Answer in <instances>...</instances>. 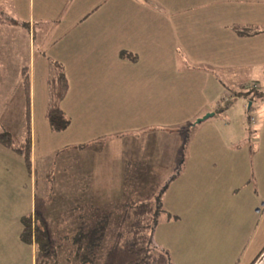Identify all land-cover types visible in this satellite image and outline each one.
I'll list each match as a JSON object with an SVG mask.
<instances>
[{"label": "rangeland", "instance_id": "obj_1", "mask_svg": "<svg viewBox=\"0 0 264 264\" xmlns=\"http://www.w3.org/2000/svg\"><path fill=\"white\" fill-rule=\"evenodd\" d=\"M143 1L149 4L150 0ZM180 1L184 2L186 12L193 9L201 12V7L215 4V0H160L156 4L163 11H159V17L164 16L165 10L166 14L169 13L168 7L170 11L175 10L173 3ZM194 27L191 28L194 30ZM207 35L202 40L200 37L194 38L189 28L186 51L192 52L187 48L191 45L189 43L198 41L205 44ZM152 44L155 45L153 54L151 45L142 50L135 40H124L121 43L123 49L138 51L137 66L145 70L133 73V78L138 79L131 83L122 82L116 89L103 92L107 103L105 106L110 108L112 117L105 114L106 117H102L101 106L93 105L90 108H99L101 116L99 111L96 113L94 110L83 117H74L72 126L63 135H50L46 122L37 112L40 107L38 101H41L45 92L42 74L34 73L36 115L32 124L30 170L19 156L0 147V186L6 189L5 195L10 198L8 208L12 213L24 211L23 214L33 218L32 232L37 228L41 241L25 244V250L10 245L12 261H15L13 259L18 252L19 264H80L73 258L72 245L66 242L76 231L77 213L72 210L74 205H82L85 201L116 215V207L127 200H144L147 196L157 195H162L163 212L158 217L153 243L156 250L168 251L172 264H197V260L234 262L243 259H239L241 254L237 248L224 250L216 247L224 244L217 243L218 226H214L217 220L222 219V215L212 216L207 197H210V193L202 191H209L210 186L200 183L204 177L209 176L213 162L224 161L221 149L220 153H211L210 149L223 146L243 153L244 148L252 146L251 138L254 139L256 133H251L254 128L249 119L264 113V101H260L259 96L253 97V94L264 92V75L239 71L232 75L230 73L233 70H228L231 68L203 63L202 59L212 60L207 56L200 58L194 53L185 55L183 50L179 54L171 50V58L164 52L162 58L163 54L156 52L159 51L158 46ZM34 51L36 70L37 59L40 57L37 55V42ZM150 58L152 63L149 62ZM163 60L164 67L169 65V71H153L152 68L156 67L157 70ZM21 61L25 63L26 59L21 58ZM215 61L219 60L214 58ZM15 68L14 65L9 68V72L0 73V131H8L18 144L24 139L26 120L21 75L13 71ZM234 76L237 77L235 82ZM143 77H148L146 83L141 82L144 81ZM184 84L185 89L180 87ZM204 85L203 96L212 100L214 107H222V111L214 117L210 116L197 124L205 114L169 129L123 130L113 137L106 134L104 122H110L115 111L116 114L120 112L124 115L122 127L135 124L131 116H126L140 114L141 109H156L158 115L168 118L179 112L176 110L184 106L183 102L187 105L201 97L197 89ZM254 85L257 88L251 90ZM237 93L248 94L244 96ZM252 98H255L253 102L249 100ZM233 108L241 109L240 128L233 124L240 115L235 114ZM226 121H230L228 125ZM211 124L217 131L209 129ZM79 144L85 147L73 149V146ZM196 146H201L203 152L196 153ZM215 156L218 158L215 159ZM230 156L232 154L229 153V159ZM252 156L253 152L251 161ZM235 157L242 162L238 156ZM198 163L199 169L195 168ZM17 192H21L20 200H17ZM200 196L203 200L199 199ZM43 233L47 236L44 242ZM110 244L109 238L103 241L96 264L102 261Z\"/></svg>", "mask_w": 264, "mask_h": 264}, {"label": "crops", "instance_id": "obj_2", "mask_svg": "<svg viewBox=\"0 0 264 264\" xmlns=\"http://www.w3.org/2000/svg\"><path fill=\"white\" fill-rule=\"evenodd\" d=\"M158 2L160 0H150L149 6L143 0H0V73L9 72V68L15 65L13 71L21 75L25 70L28 74L31 152L32 124L36 115L34 73L42 74L41 81L45 92L43 98L39 93L41 101H38L40 107L37 112L46 122L50 135H63L72 126L74 117H83L94 110L96 113L100 112L97 107L94 110L90 108L93 105L101 106L102 117L104 114L112 117L110 108L105 106L107 103L103 92L116 89L122 82L131 83L138 79L133 78V73L143 68L137 66L138 51L123 49L121 43L124 40H135L142 50L151 45L152 54L155 50L152 43H155L159 49L156 52L163 54L162 58L164 52L171 58V50H175V54L183 50L185 55L194 53L200 58L207 56L212 60L202 59L203 63L231 68L228 70H233L230 73L232 75L238 71L264 75V0H215V4L210 7H201V12L193 9L196 10L193 14V10L186 12L184 2L180 1L173 3L175 10L170 11L168 7L169 13L166 14L165 10L163 17H159L163 11L156 5ZM189 28L194 38L200 37L202 40L205 35H210L205 37V44L198 41L189 43L191 45L187 48L192 52L186 51L185 42ZM35 42L37 55L40 56L36 70ZM21 58L26 59L25 63H22ZM214 58L219 61L213 62ZM54 62L62 66L68 83V91L59 107L69 118L70 125L60 133L52 132L45 119L49 103L47 82ZM149 62L152 63V58ZM164 64L163 60L157 70L156 67L152 68L153 71L167 73L170 67H164ZM143 79L141 82L146 83L148 77ZM233 79L235 82L237 77L234 76ZM20 80L22 82L21 77ZM180 87L185 89L186 85ZM204 87L206 85L196 88L201 97L187 105L183 102L181 109H173L179 112L168 118L158 115L156 109H141L140 114L126 116H131L130 119L135 124L122 127L124 115L120 112L116 114L115 111L113 119L103 123L106 134L113 137L123 130L169 129L175 127L173 125L183 124L205 114L213 113L214 117L222 111V107H214L212 100L203 96ZM21 89L23 91V85ZM22 94L24 102V92ZM99 95L102 97L98 98ZM254 99L249 100L253 102ZM258 99L264 101V98ZM113 103L115 104L114 99ZM176 103L177 100L174 104ZM233 110L235 114L241 113V109ZM240 118L242 119L241 114L233 121L238 128L241 126ZM226 122L228 125L230 121ZM249 123H253L254 130L251 133H256L254 139L250 136L252 146L244 148L243 153L223 146L210 149L211 153H220L221 149L224 161L213 162L209 176L204 177L200 183L210 186L209 191H202L210 193L211 198L208 195L207 197L212 216L222 215V219L217 220L214 226H218L217 243L224 244L216 247L224 250L237 248L241 254L239 259H243L234 262L197 260V264H264V113H260L255 119H249ZM209 129L214 130V125L211 124ZM194 151L201 153L203 148L196 146ZM229 153L232 154L230 159ZM235 156L242 162L237 161ZM200 163L195 168L199 169ZM6 193V189L0 186V264H19L18 252L13 259L15 261H12L9 248L13 245L18 250L21 247L26 249V245L20 240V231L21 219L27 215L23 214L24 211L11 212L8 208L10 198ZM16 195L17 200H20L21 192ZM199 199L203 200V197L200 196Z\"/></svg>", "mask_w": 264, "mask_h": 264}, {"label": "trees", "instance_id": "obj_3", "mask_svg": "<svg viewBox=\"0 0 264 264\" xmlns=\"http://www.w3.org/2000/svg\"><path fill=\"white\" fill-rule=\"evenodd\" d=\"M52 66V74L47 82L49 103L45 119L52 132L60 133L70 125L69 118L59 107L68 91V83L62 66L56 62ZM21 78L26 120L24 139L17 144L9 132L2 131L0 132V146L19 156L25 167L30 170L29 77L25 70L22 71ZM256 88L254 85V88L250 89L255 90ZM247 94L237 93V95L244 96ZM254 96L262 98L264 92L253 94ZM84 147V144H81L73 148L83 149ZM73 208L77 213L76 231L69 240L66 239V242L72 245L73 258L77 259L80 264L87 262L96 264L98 250L107 238L111 240V244L98 264H172L168 252L156 250L153 243L158 217L163 212L162 195L147 196L144 200H127L116 207V215L104 212L99 207L85 201L82 205H74ZM32 219L31 216L21 219L20 240L26 245L31 244L32 241L34 243L41 241L39 230L35 228L32 232ZM44 241H47L46 234L42 235V242Z\"/></svg>", "mask_w": 264, "mask_h": 264}, {"label": "water", "instance_id": "obj_4", "mask_svg": "<svg viewBox=\"0 0 264 264\" xmlns=\"http://www.w3.org/2000/svg\"><path fill=\"white\" fill-rule=\"evenodd\" d=\"M210 116H212V114H207L203 118L199 119L196 123H199L200 121H203V120H205L206 118H208Z\"/></svg>", "mask_w": 264, "mask_h": 264}]
</instances>
